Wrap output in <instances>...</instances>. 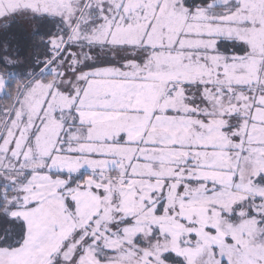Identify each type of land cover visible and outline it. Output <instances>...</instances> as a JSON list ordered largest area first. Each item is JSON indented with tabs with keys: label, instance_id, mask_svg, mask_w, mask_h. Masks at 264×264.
I'll use <instances>...</instances> for the list:
<instances>
[{
	"label": "snow or ice",
	"instance_id": "1",
	"mask_svg": "<svg viewBox=\"0 0 264 264\" xmlns=\"http://www.w3.org/2000/svg\"><path fill=\"white\" fill-rule=\"evenodd\" d=\"M0 264H264V0H0Z\"/></svg>",
	"mask_w": 264,
	"mask_h": 264
}]
</instances>
